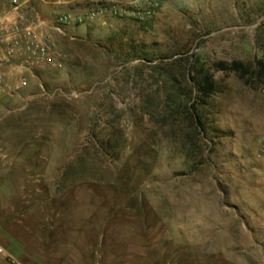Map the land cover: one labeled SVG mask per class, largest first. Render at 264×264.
I'll return each mask as SVG.
<instances>
[{"label": "rangeland", "instance_id": "obj_1", "mask_svg": "<svg viewBox=\"0 0 264 264\" xmlns=\"http://www.w3.org/2000/svg\"><path fill=\"white\" fill-rule=\"evenodd\" d=\"M51 1L63 68L0 98V244L23 264H237L211 250L234 225L217 205L264 202V0H166L109 25L57 22L102 1Z\"/></svg>", "mask_w": 264, "mask_h": 264}, {"label": "built area", "instance_id": "obj_2", "mask_svg": "<svg viewBox=\"0 0 264 264\" xmlns=\"http://www.w3.org/2000/svg\"><path fill=\"white\" fill-rule=\"evenodd\" d=\"M0 12V98L13 97L26 84L28 74L37 70H59L64 65L61 46L42 30L31 13V0H3ZM166 0H105L83 12L63 13L60 24H85L99 21L109 25L113 19L129 17L151 19ZM56 29H59L58 27ZM264 154V144L261 149ZM0 257L12 264H23L0 244Z\"/></svg>", "mask_w": 264, "mask_h": 264}, {"label": "crops", "instance_id": "obj_3", "mask_svg": "<svg viewBox=\"0 0 264 264\" xmlns=\"http://www.w3.org/2000/svg\"><path fill=\"white\" fill-rule=\"evenodd\" d=\"M41 0H31V13L39 23L43 31L49 36L52 27L50 19L45 18L41 13ZM86 0H53L51 5L55 10H70L75 6L82 5ZM88 1V0H87ZM105 1V0H92ZM4 9V1L0 0V12ZM66 10V11H67ZM73 25V24H68ZM56 29V28H55ZM6 69L5 65H0V70ZM249 192L248 188L242 190L241 204L228 202L225 207L217 205L221 209V214L233 218L234 225L228 226L225 233L216 237L215 248L212 247V254L224 255L225 258L237 264H250V258H260V264H264V202L259 204L249 202L244 197ZM221 216H218L219 218ZM223 218V217H222Z\"/></svg>", "mask_w": 264, "mask_h": 264}, {"label": "trees", "instance_id": "obj_4", "mask_svg": "<svg viewBox=\"0 0 264 264\" xmlns=\"http://www.w3.org/2000/svg\"><path fill=\"white\" fill-rule=\"evenodd\" d=\"M257 65L258 66L254 72V77L258 78L261 85L264 87V59H259L257 61ZM217 68H219L221 70H226V71L237 69V70H242L245 73L249 72V68L245 67L240 62H235L232 65H228L226 62L221 61V62L217 63ZM195 86H197V88L201 92L202 98L209 96L216 88L215 83L213 82V80L211 79V77L209 75L204 76V78L201 81L195 82ZM196 123L198 126L203 127V123H202V120L200 117L196 120Z\"/></svg>", "mask_w": 264, "mask_h": 264}]
</instances>
